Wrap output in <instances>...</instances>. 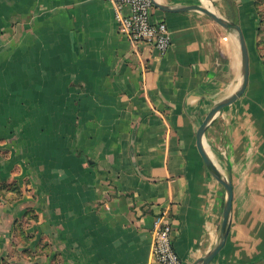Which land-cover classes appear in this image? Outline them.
I'll list each match as a JSON object with an SVG mask.
<instances>
[{"label": "crops", "instance_id": "1", "mask_svg": "<svg viewBox=\"0 0 264 264\" xmlns=\"http://www.w3.org/2000/svg\"><path fill=\"white\" fill-rule=\"evenodd\" d=\"M155 1L213 6L243 32L247 86L203 139L233 192L207 264H264L258 0ZM152 19L168 28L164 54L130 45L104 0H0V264H160L157 220L185 264L218 243L227 192L196 131L239 84L238 41L196 10L154 6Z\"/></svg>", "mask_w": 264, "mask_h": 264}, {"label": "built area", "instance_id": "2", "mask_svg": "<svg viewBox=\"0 0 264 264\" xmlns=\"http://www.w3.org/2000/svg\"><path fill=\"white\" fill-rule=\"evenodd\" d=\"M114 8L118 31L130 45L151 44L164 54L170 47V36L164 21H154L151 0H104ZM171 224L157 220L152 228L151 254L160 264H185L173 244Z\"/></svg>", "mask_w": 264, "mask_h": 264}, {"label": "water", "instance_id": "3", "mask_svg": "<svg viewBox=\"0 0 264 264\" xmlns=\"http://www.w3.org/2000/svg\"><path fill=\"white\" fill-rule=\"evenodd\" d=\"M151 1L156 8H159L163 11L196 10L205 14L206 16L210 17L215 23H217L220 27L232 32L237 38L240 49V81L236 90L228 97L219 101L210 109V111L207 113V115L205 116L201 124L198 126V129L196 131V148L198 150L199 155L201 156L206 168L211 173V175L225 188L227 192V199L223 207V218H222V226H221L219 241L210 252H208L203 257L197 259L193 263V264H207L218 253V251L221 249L226 239L233 192H232L231 181L222 176V174L220 173L214 162L211 160V158L208 156L204 148V142H203L204 133L208 127V124L210 123L212 118L216 115V113L219 112L225 106L233 103L238 97H240L243 94L247 86L248 76H249L248 48L240 26L237 23L223 17L217 10H215L213 6L207 7L202 4H190L178 8H172L169 6L161 5L157 3L155 0H151Z\"/></svg>", "mask_w": 264, "mask_h": 264}, {"label": "rangeland", "instance_id": "4", "mask_svg": "<svg viewBox=\"0 0 264 264\" xmlns=\"http://www.w3.org/2000/svg\"><path fill=\"white\" fill-rule=\"evenodd\" d=\"M259 13L261 14V17L263 18V23L261 24L262 31L260 32L261 41L259 45L260 52L262 53V57L264 60V2H261L258 8Z\"/></svg>", "mask_w": 264, "mask_h": 264}, {"label": "trees", "instance_id": "5", "mask_svg": "<svg viewBox=\"0 0 264 264\" xmlns=\"http://www.w3.org/2000/svg\"><path fill=\"white\" fill-rule=\"evenodd\" d=\"M260 3H261L260 0L256 1L255 4H256V8H257V9L259 8ZM259 23H260V26H259V28H258V31L261 32V31H262L261 24L263 23V18L261 17V14H260V20H259ZM258 45H259V43H258Z\"/></svg>", "mask_w": 264, "mask_h": 264}, {"label": "bare ground", "instance_id": "6", "mask_svg": "<svg viewBox=\"0 0 264 264\" xmlns=\"http://www.w3.org/2000/svg\"><path fill=\"white\" fill-rule=\"evenodd\" d=\"M237 59V58H236ZM238 84V83H237ZM236 86V85H235ZM235 89L237 88V86L236 87H234Z\"/></svg>", "mask_w": 264, "mask_h": 264}]
</instances>
